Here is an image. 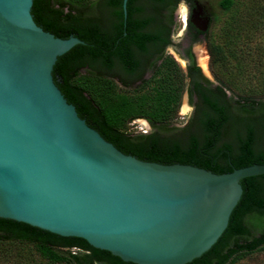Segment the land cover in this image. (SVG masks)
<instances>
[{"label":"water","instance_id":"obj_1","mask_svg":"<svg viewBox=\"0 0 264 264\" xmlns=\"http://www.w3.org/2000/svg\"><path fill=\"white\" fill-rule=\"evenodd\" d=\"M32 3L0 0V218L82 238L135 264L200 257L226 228L240 180L264 174V163L216 173L117 149L79 117L52 75L57 57L84 41L43 30ZM190 21L209 25L198 0Z\"/></svg>","mask_w":264,"mask_h":264},{"label":"trees","instance_id":"obj_2","mask_svg":"<svg viewBox=\"0 0 264 264\" xmlns=\"http://www.w3.org/2000/svg\"><path fill=\"white\" fill-rule=\"evenodd\" d=\"M177 2L127 0L124 16L122 0H33L30 13L43 30L84 41L57 57L54 81L79 117L123 153L165 164H191L216 173L264 163V100L237 98L223 106L205 97L207 108L195 110L186 125L175 127L171 123L177 116L186 76L171 56L166 55L152 76L135 87H122L112 76L99 73L101 66H111L115 58L128 62L132 49L145 52L148 40L159 41L162 18ZM244 4L252 20L264 15V0ZM218 5L229 13L222 36L232 39L248 19L239 12L237 0H219ZM223 58L217 54L214 60L219 63ZM189 78L191 96L195 83L191 70ZM134 118H144L149 130L126 132ZM240 184V199L221 236L186 264H235L251 253L264 251V174L245 177ZM0 241L29 244L50 263L135 264L94 248L82 238L60 236L6 218H0Z\"/></svg>","mask_w":264,"mask_h":264},{"label":"rangeland","instance_id":"obj_3","mask_svg":"<svg viewBox=\"0 0 264 264\" xmlns=\"http://www.w3.org/2000/svg\"><path fill=\"white\" fill-rule=\"evenodd\" d=\"M212 14L213 20L208 32V39L218 44H223L226 53L219 63H215L214 69L221 73L220 77L214 78L205 71L210 80L216 81L223 86L232 99L248 98L264 100V15L252 17L246 15V7L242 4H249L253 0H237L241 5L239 12L248 19L241 31H236L232 39L226 40L222 36L221 28L228 18V11H224L218 5L219 0H198ZM255 1V0H254ZM259 1V0H256ZM262 1V0H261ZM244 4V5H245ZM184 2L178 0L174 10L173 45L168 46L167 55L171 56L179 68L184 69V64L179 60L177 49L180 45V34L186 19V9ZM228 44V45H227ZM197 59L203 67L201 56L195 46ZM204 59V58H203ZM206 59H204V62ZM243 67L239 68L238 65ZM206 65V64H205ZM183 104L188 109L182 110ZM192 109L187 104V94L182 93L177 116L171 126L181 127L186 119L191 115ZM149 130V125L144 118H134L125 127V131L136 134L141 128ZM259 130L257 129L256 132ZM259 133V132H258ZM0 264H71L68 262L50 263L42 259L29 244L15 241H0ZM235 264H264V251L254 252L238 260Z\"/></svg>","mask_w":264,"mask_h":264},{"label":"flooded vegetation","instance_id":"obj_4","mask_svg":"<svg viewBox=\"0 0 264 264\" xmlns=\"http://www.w3.org/2000/svg\"><path fill=\"white\" fill-rule=\"evenodd\" d=\"M182 1L185 4L186 19L180 34L177 35V37H180V45L177 52L180 57L179 60L184 64V69H182L183 74L186 76L184 92L187 94V104L192 109L191 115L195 110L207 108L208 104L205 102V97L214 98L223 106L231 105L233 99L227 93V90L220 83L210 80L205 74L206 71L214 78L220 77L221 73L214 69L216 63L214 57L217 54L224 56V53H226L223 44H219L220 47L218 48V43L208 39L207 35L213 20L212 14L204 5L205 11L209 16V25L206 30L202 31L190 21V15L196 0ZM176 5L170 12H165L162 18V23L159 26L161 36L159 41L153 42L148 40L145 52L132 49L129 51L131 52V56L128 62L124 63L120 59L115 58L111 66H101L98 70L99 73L112 76L122 87H127L128 85L135 87L143 80L149 79L157 65L167 55L168 46L173 45L174 36L172 32L175 24L173 15ZM147 31L151 32V27ZM195 46L197 47L199 55L206 59L205 70L197 59V54L194 49ZM129 68H133L132 72L127 71ZM190 70L195 75V83L191 96L189 95ZM191 115L186 119L183 126L189 122ZM228 140L232 143L233 137L229 135ZM255 144L256 147H259L257 146V140Z\"/></svg>","mask_w":264,"mask_h":264},{"label":"bare ground","instance_id":"obj_5","mask_svg":"<svg viewBox=\"0 0 264 264\" xmlns=\"http://www.w3.org/2000/svg\"><path fill=\"white\" fill-rule=\"evenodd\" d=\"M205 59V58H204ZM204 59L203 58H201L200 60H201V62L203 63L202 65H203V67H205V62H204ZM188 109V107H187V105L186 104H183V106H182V110L183 111H186Z\"/></svg>","mask_w":264,"mask_h":264},{"label":"built area","instance_id":"obj_6","mask_svg":"<svg viewBox=\"0 0 264 264\" xmlns=\"http://www.w3.org/2000/svg\"><path fill=\"white\" fill-rule=\"evenodd\" d=\"M141 131L143 132V133H145V132H147V129H145V128H141Z\"/></svg>","mask_w":264,"mask_h":264}]
</instances>
